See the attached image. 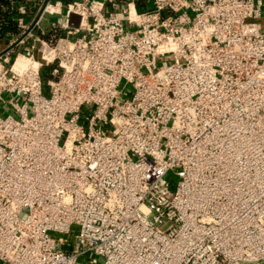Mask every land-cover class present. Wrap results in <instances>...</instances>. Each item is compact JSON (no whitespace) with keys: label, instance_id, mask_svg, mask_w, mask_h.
<instances>
[{"label":"built area","instance_id":"1","mask_svg":"<svg viewBox=\"0 0 264 264\" xmlns=\"http://www.w3.org/2000/svg\"><path fill=\"white\" fill-rule=\"evenodd\" d=\"M143 3L0 52V264H264V0Z\"/></svg>","mask_w":264,"mask_h":264},{"label":"crops","instance_id":"2","mask_svg":"<svg viewBox=\"0 0 264 264\" xmlns=\"http://www.w3.org/2000/svg\"><path fill=\"white\" fill-rule=\"evenodd\" d=\"M69 1L71 0H62L61 2H58V0H25L20 3L17 2L18 4L11 3L12 8L17 7L22 12L16 17L21 32L19 31L17 35L0 38V52L8 49L11 58L18 52H29L34 36H50L55 41L58 36L65 33V28L63 27L66 19L65 6ZM118 2L122 3L123 0H118ZM47 3L54 4L53 12H42ZM73 18L75 21L77 20L75 16ZM22 36L28 37L25 42L16 44V40Z\"/></svg>","mask_w":264,"mask_h":264},{"label":"trees","instance_id":"3","mask_svg":"<svg viewBox=\"0 0 264 264\" xmlns=\"http://www.w3.org/2000/svg\"><path fill=\"white\" fill-rule=\"evenodd\" d=\"M24 1L25 0H0V38L17 35L19 31L21 32V28L18 25V20L16 17L22 12L17 7L12 8L11 3L18 4ZM138 5L140 8L145 7L143 0H138ZM47 37L53 41V38L50 36ZM51 69L52 67L50 66L43 70V75L45 78L49 77Z\"/></svg>","mask_w":264,"mask_h":264},{"label":"rangeland","instance_id":"4","mask_svg":"<svg viewBox=\"0 0 264 264\" xmlns=\"http://www.w3.org/2000/svg\"><path fill=\"white\" fill-rule=\"evenodd\" d=\"M52 9H54V8H52ZM127 89H128L129 94L132 95L133 94V88L131 86H129ZM4 96L6 98H9V96L7 94H4ZM7 113H9V112H4L3 115L6 116ZM179 176H180V172L178 170L171 172V178L172 179H177ZM73 229L76 231V230H78V227L73 226ZM55 236H56V238H58L59 236H64V234L57 233ZM88 257H90V256H88ZM79 264H84V263L80 262Z\"/></svg>","mask_w":264,"mask_h":264},{"label":"bare ground","instance_id":"5","mask_svg":"<svg viewBox=\"0 0 264 264\" xmlns=\"http://www.w3.org/2000/svg\"><path fill=\"white\" fill-rule=\"evenodd\" d=\"M52 8H53L52 6L51 7L49 6V8H47V9L49 12H53L54 9H52Z\"/></svg>","mask_w":264,"mask_h":264}]
</instances>
